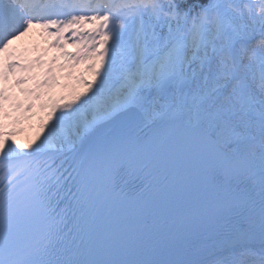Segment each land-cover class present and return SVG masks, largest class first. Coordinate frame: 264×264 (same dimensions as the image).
I'll return each mask as SVG.
<instances>
[{"label":"snow or ice","instance_id":"6c2138e0","mask_svg":"<svg viewBox=\"0 0 264 264\" xmlns=\"http://www.w3.org/2000/svg\"><path fill=\"white\" fill-rule=\"evenodd\" d=\"M0 264H264V0H0Z\"/></svg>","mask_w":264,"mask_h":264}]
</instances>
